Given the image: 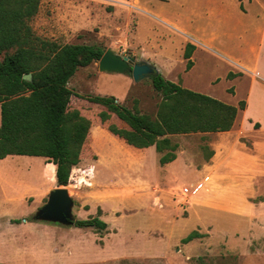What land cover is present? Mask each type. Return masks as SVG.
<instances>
[{
	"label": "rangeland",
	"instance_id": "rangeland-1",
	"mask_svg": "<svg viewBox=\"0 0 264 264\" xmlns=\"http://www.w3.org/2000/svg\"><path fill=\"white\" fill-rule=\"evenodd\" d=\"M238 2L41 0L30 23L43 39L95 44L135 62L147 60L166 79L234 105L245 87L237 82V95L230 94L234 90L226 77L228 61L215 52L223 45L252 58L262 27L256 13L239 14ZM244 31L249 37L243 44L238 37ZM211 36L216 37L212 48L217 51L198 53L196 70L185 73V38L204 43ZM68 85L74 92L71 108L91 120L93 132L67 185L74 200L73 217L99 215L107 227L38 218L57 186L53 170L42 156H8L0 159V264H264V180L258 183V197L250 198L254 209L244 214L234 212V193L215 194L209 183L185 195L184 187L200 183L193 171L204 169L200 166L212 154L210 135L173 137L182 145V158L195 165L168 180L161 154L133 149L111 136L109 124H126L115 114L103 122L100 112L106 107L87 99L114 96L123 106L155 119L163 96L152 77L137 81L131 72L101 71L94 61L80 67ZM254 137L249 147L256 150ZM260 155L264 158V152ZM194 230L203 236L184 243Z\"/></svg>",
	"mask_w": 264,
	"mask_h": 264
},
{
	"label": "trees",
	"instance_id": "trees-1",
	"mask_svg": "<svg viewBox=\"0 0 264 264\" xmlns=\"http://www.w3.org/2000/svg\"><path fill=\"white\" fill-rule=\"evenodd\" d=\"M40 4L41 0H0V159L9 155L45 157L57 166V185H68L91 130V120L71 108L74 92L68 84L80 67L100 60L104 48L61 44L36 35L30 22ZM194 49V44L186 45L187 69L193 66ZM9 51L13 52L7 54ZM27 73H32V81L24 78ZM152 81L163 96L155 119L123 106L114 96L87 95V99L106 107L100 112L103 122L115 114L126 124L111 123L108 129L128 145L139 149L155 145L161 165L177 157L179 144L173 135L231 130L238 111L246 105L245 101L238 106L228 104L161 73ZM73 222L80 227H107L99 215ZM202 236L194 230L182 241Z\"/></svg>",
	"mask_w": 264,
	"mask_h": 264
},
{
	"label": "crops",
	"instance_id": "crops-1",
	"mask_svg": "<svg viewBox=\"0 0 264 264\" xmlns=\"http://www.w3.org/2000/svg\"><path fill=\"white\" fill-rule=\"evenodd\" d=\"M238 4L240 7V9L238 7L239 14L241 16L250 15V12H252L256 13V16L262 19L261 42L257 48L254 46L252 47L255 51L253 52L252 58L244 56L245 54L243 52H235L234 47L228 49L222 45L220 47L221 49L217 51L212 48L213 42L216 40L215 36L205 38L203 40L204 43L190 37L185 38V47L184 49L181 48V56L183 57L184 64L186 61V70L188 72L185 73L190 74L197 68L198 53L201 52V54L211 55V51L216 50L217 52L214 51L216 54L224 56V59L228 61V63L224 62L227 63L226 77L230 80L231 87H233L234 90L230 94H234V96L237 95V82H241L245 87L243 95L237 97L234 105L238 106L240 101H245L246 105L244 109L238 111L232 129L228 131L200 132L202 135H210L209 137L212 138L209 142L212 154L204 161L203 165L200 166V168L204 167V169L196 167L193 171L200 177L199 182L204 184L209 183L211 192L213 191L215 194L218 192L220 194L222 191L227 190L234 193V212L244 214V210L251 211L254 209L255 203L252 202L250 198L258 197L256 196L259 189L258 183L264 180V158H261L260 155L264 152V0H239ZM254 10L256 12H254ZM246 33L247 31H244L243 35L238 37L243 44L249 37ZM188 43L195 45V49L191 56L193 66L190 69H187L188 59L184 57L185 48ZM182 45H184V42ZM237 45L239 46V44ZM230 73L232 74L231 76H229ZM178 81H180V79H178ZM211 133L216 134L211 135ZM109 134L118 138V136L110 131ZM176 135H173L172 139ZM251 135L256 136L254 137L257 139L256 150L249 147V145L252 144L250 139ZM91 139L93 140V132L90 130L88 140L91 141ZM129 146L133 149L144 150L148 154L156 151V157L159 155L155 145L143 149L131 145ZM178 146L176 159L163 165L164 172H166L165 177H167L168 180H170L171 177H176L181 169H191V167L195 165L193 162L191 165V161L182 158L184 150L181 144ZM47 163L50 165L54 177L56 178V164L53 162ZM58 186L67 185H57L56 187ZM220 196L222 197V195ZM261 202L263 204V201Z\"/></svg>",
	"mask_w": 264,
	"mask_h": 264
},
{
	"label": "water",
	"instance_id": "water-1",
	"mask_svg": "<svg viewBox=\"0 0 264 264\" xmlns=\"http://www.w3.org/2000/svg\"><path fill=\"white\" fill-rule=\"evenodd\" d=\"M99 68L105 72H131L135 80L153 77L159 73L156 66L145 60L135 62L131 56H123L116 53L112 48L104 49V54L98 60ZM24 78L32 81V73H27ZM74 200L70 195L68 186H58L50 190L48 201L43 205L38 214V218L72 223Z\"/></svg>",
	"mask_w": 264,
	"mask_h": 264
},
{
	"label": "built area",
	"instance_id": "built-area-1",
	"mask_svg": "<svg viewBox=\"0 0 264 264\" xmlns=\"http://www.w3.org/2000/svg\"><path fill=\"white\" fill-rule=\"evenodd\" d=\"M204 183L200 182L196 185H192V187H184L182 192L185 194V195H188L190 193V191L192 192H198L202 187H203ZM192 188V189H191Z\"/></svg>",
	"mask_w": 264,
	"mask_h": 264
}]
</instances>
